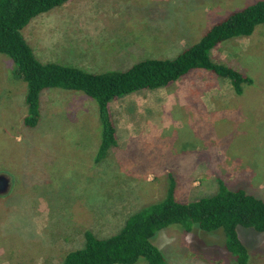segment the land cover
<instances>
[{
  "label": "rangeland",
  "instance_id": "1",
  "mask_svg": "<svg viewBox=\"0 0 264 264\" xmlns=\"http://www.w3.org/2000/svg\"><path fill=\"white\" fill-rule=\"evenodd\" d=\"M255 1L67 0L32 18L22 34L42 62L125 71L176 57ZM211 58L253 83L239 95L228 79L193 69L156 92L117 99L110 103L117 146L95 160L101 132L95 99L77 90L93 106L81 110L61 95L59 110H48L53 96L46 95L41 118L27 127V83L0 54V172L12 176L10 192L0 196V264H61L85 245L86 231L111 237L131 215L163 200L169 175L181 202L216 193L218 180L264 200V24L223 41ZM197 233L173 225L153 243L169 264H225L213 257L228 255L223 236ZM239 233L251 264H264V234L246 227Z\"/></svg>",
  "mask_w": 264,
  "mask_h": 264
},
{
  "label": "trees",
  "instance_id": "2",
  "mask_svg": "<svg viewBox=\"0 0 264 264\" xmlns=\"http://www.w3.org/2000/svg\"><path fill=\"white\" fill-rule=\"evenodd\" d=\"M67 0H0V54L10 57L16 66V76L27 83L28 114L23 120L34 127L41 118L40 95L45 88L60 87L83 91L95 99L100 116V141L95 160L105 157L109 148L117 146L116 128L110 103L122 97L168 87L193 69H207L228 79L235 93L242 95L245 85L253 79L239 70L215 62L212 50L223 41L250 36L255 26L264 24V0H257L227 14L214 23L196 43L186 47L176 57L147 59L125 71L93 73L80 67L58 62H42L22 34V29L35 16ZM219 181L218 191L181 202L175 197V178L168 176L163 200L131 215L123 228L111 237L85 233V245L66 253L61 264H169L153 243L156 234L169 226L185 231L197 230L223 236L222 242L230 264H251V250L239 233V227L253 228L264 234V200L244 188L231 189ZM197 233V235H198ZM210 238V237H208ZM213 248L214 247H210ZM212 262L211 258L208 259Z\"/></svg>",
  "mask_w": 264,
  "mask_h": 264
},
{
  "label": "crops",
  "instance_id": "3",
  "mask_svg": "<svg viewBox=\"0 0 264 264\" xmlns=\"http://www.w3.org/2000/svg\"><path fill=\"white\" fill-rule=\"evenodd\" d=\"M162 88H166V87H162ZM162 88H159V89H162ZM46 89H52V90L46 92ZM156 91H158V90H155L153 92H156ZM149 92H152V91H149ZM46 95L53 96L52 103L49 106L48 110H59L60 105L57 104L56 98L59 97V96H61V95H63V96L64 95H67L68 98L71 99V102H72V105L71 106H73V105L76 106V104H77V106L81 108V106L83 105L84 108L81 109V110H86L89 107V104L92 105V102H91L92 100L89 99V98H87L83 93L78 92L77 90L65 89V88H60V87H53V88H45L41 92V95H40V103L42 101V104H41V107L42 108L40 110H43L44 98H45ZM128 97H132V96H128ZM115 138H116V142H117V135H116V133H115Z\"/></svg>",
  "mask_w": 264,
  "mask_h": 264
},
{
  "label": "water",
  "instance_id": "4",
  "mask_svg": "<svg viewBox=\"0 0 264 264\" xmlns=\"http://www.w3.org/2000/svg\"><path fill=\"white\" fill-rule=\"evenodd\" d=\"M12 176L7 172H0V196L8 194L11 190Z\"/></svg>",
  "mask_w": 264,
  "mask_h": 264
}]
</instances>
